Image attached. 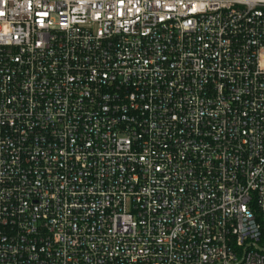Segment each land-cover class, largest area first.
<instances>
[{"label": "built area", "instance_id": "1", "mask_svg": "<svg viewBox=\"0 0 264 264\" xmlns=\"http://www.w3.org/2000/svg\"><path fill=\"white\" fill-rule=\"evenodd\" d=\"M0 264H264V0H0Z\"/></svg>", "mask_w": 264, "mask_h": 264}]
</instances>
